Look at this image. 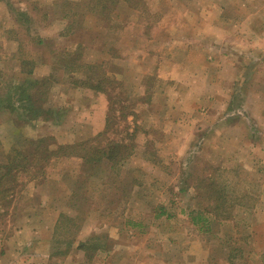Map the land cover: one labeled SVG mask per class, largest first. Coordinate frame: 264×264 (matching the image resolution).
<instances>
[{
	"label": "rangeland",
	"instance_id": "rangeland-1",
	"mask_svg": "<svg viewBox=\"0 0 264 264\" xmlns=\"http://www.w3.org/2000/svg\"><path fill=\"white\" fill-rule=\"evenodd\" d=\"M131 1L100 15L97 0H0V102L36 80L27 94L53 111L0 108V162L40 139L70 147L27 163L0 201V251L35 253L29 264H264V0ZM115 140L129 146L119 168L68 156Z\"/></svg>",
	"mask_w": 264,
	"mask_h": 264
},
{
	"label": "trees",
	"instance_id": "trees-1",
	"mask_svg": "<svg viewBox=\"0 0 264 264\" xmlns=\"http://www.w3.org/2000/svg\"><path fill=\"white\" fill-rule=\"evenodd\" d=\"M113 1L114 0H97V7H92L91 9L93 12L97 11L100 15H103L105 11H108L110 8L106 5H108V3L112 4ZM124 1L130 4L132 3L131 0ZM99 3L103 4L100 5ZM27 74L32 75V69L30 67ZM38 82L39 81L33 80L32 84L26 87H15L12 92L14 97H16L15 102L11 101L13 96L11 94L8 96L7 102H0V108L9 109L13 112L21 111L26 116L28 121H34L41 115H50L53 111L47 106H44L43 102H41V96L37 97L27 94V90L31 88L33 84H39ZM41 82L45 84L46 81L45 79H42ZM89 87L94 88L92 84H89ZM130 115H132L131 112ZM122 117L126 121L128 114H124ZM108 124L113 127L115 122L110 123L108 120ZM129 137L131 138V134H129ZM51 144L52 143L48 142L47 139H40L37 142L30 143L31 150H28V152L24 151L22 148H14L13 151L7 155L4 163L0 162V201H3V198L11 193H14V190L18 189V187L22 185V181L20 179L23 172L27 169L25 167L27 163H30L28 164L29 166H33V163L38 162L49 163L52 159L54 160V158H57L60 152L70 148L69 146H56L55 149H51ZM80 144H76L75 147L79 148ZM128 148L129 146L127 145V142L115 140L108 142L101 148H94L90 146L88 150L91 151H87V153L84 151L79 154H68V156L78 158L81 166L87 164L97 168L103 159H107L108 161L113 162L115 168H119L124 160L130 155V153L127 152ZM6 203H8L7 200ZM163 213V211H160L159 215H162Z\"/></svg>",
	"mask_w": 264,
	"mask_h": 264
},
{
	"label": "crops",
	"instance_id": "crops-1",
	"mask_svg": "<svg viewBox=\"0 0 264 264\" xmlns=\"http://www.w3.org/2000/svg\"><path fill=\"white\" fill-rule=\"evenodd\" d=\"M70 1H78V0H70ZM22 233L25 234L24 235V238H25V236H28V240H29V242H27L28 244L27 243H24V244L25 245L27 244V247L28 246H32L33 243L31 241L34 240V239H36V236H37L36 232L34 231V228L32 226H28V227L22 229V231H21V234L20 235L23 237V234ZM44 242L45 241L42 240L41 243L38 244V246L46 245L47 243L44 244ZM22 248H23V246L21 247L19 245V246H15V248H12V250L19 251V253L21 254V252H23V249ZM9 249H10V247L9 248H6L4 250V253L0 251V261L3 264H29V261L30 260H25V259H27L29 257L32 258V256L36 255L35 253H26V254H28V255L25 256L26 258L23 257V259H22V261L20 263H15V261H14L15 259L10 255V254H13V252L10 251L8 253ZM47 255H48L47 252L44 253V256L48 257Z\"/></svg>",
	"mask_w": 264,
	"mask_h": 264
}]
</instances>
